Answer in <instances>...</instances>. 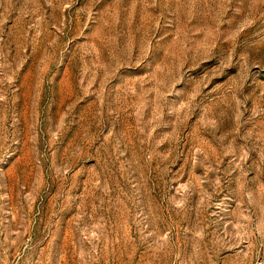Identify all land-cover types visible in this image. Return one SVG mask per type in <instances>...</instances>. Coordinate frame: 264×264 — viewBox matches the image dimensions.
<instances>
[{"label": "rangeland", "instance_id": "rangeland-1", "mask_svg": "<svg viewBox=\"0 0 264 264\" xmlns=\"http://www.w3.org/2000/svg\"><path fill=\"white\" fill-rule=\"evenodd\" d=\"M0 264H264V0H0Z\"/></svg>", "mask_w": 264, "mask_h": 264}]
</instances>
